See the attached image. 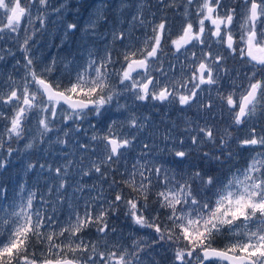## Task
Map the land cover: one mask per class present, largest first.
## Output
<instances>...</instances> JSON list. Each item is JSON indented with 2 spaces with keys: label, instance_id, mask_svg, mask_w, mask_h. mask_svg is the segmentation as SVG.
I'll use <instances>...</instances> for the list:
<instances>
[{
  "label": "snow or ice",
  "instance_id": "1",
  "mask_svg": "<svg viewBox=\"0 0 264 264\" xmlns=\"http://www.w3.org/2000/svg\"><path fill=\"white\" fill-rule=\"evenodd\" d=\"M161 262L264 264V0H0V264Z\"/></svg>",
  "mask_w": 264,
  "mask_h": 264
},
{
  "label": "rangeland",
  "instance_id": "2",
  "mask_svg": "<svg viewBox=\"0 0 264 264\" xmlns=\"http://www.w3.org/2000/svg\"><path fill=\"white\" fill-rule=\"evenodd\" d=\"M13 51H15V49H13ZM19 55H20V54L17 53V58H19ZM20 147H21V155H20V157H18L16 160L13 161V163L16 164V165H18L19 162H20V160L24 158V154H23V146L20 145ZM17 170H18L17 168H13V172H12L13 180H15V174H16ZM161 264H163V262H161Z\"/></svg>",
  "mask_w": 264,
  "mask_h": 264
}]
</instances>
